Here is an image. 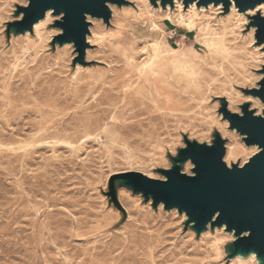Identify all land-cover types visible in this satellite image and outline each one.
<instances>
[{
    "label": "rangeland",
    "instance_id": "obj_1",
    "mask_svg": "<svg viewBox=\"0 0 264 264\" xmlns=\"http://www.w3.org/2000/svg\"><path fill=\"white\" fill-rule=\"evenodd\" d=\"M128 1L111 3L110 24L90 23L84 65L75 63L73 43L56 41L63 14L53 13L42 39L34 26L19 35L11 24L29 0H0V264H231L236 256H228L233 241L218 249L216 232L203 235L207 226L196 233L185 212L135 193L121 176L166 179L162 170L173 167L184 135L212 144L224 131L225 146L234 142L220 98L242 111L263 55L232 25L234 16L223 28L207 10L189 29L179 25L174 5L167 20L164 6ZM154 22L162 27L158 41L148 32ZM216 32L229 50L206 45ZM251 151L228 164L226 146L224 161L243 165ZM194 167L189 160L181 171L194 175Z\"/></svg>",
    "mask_w": 264,
    "mask_h": 264
},
{
    "label": "water",
    "instance_id": "obj_2",
    "mask_svg": "<svg viewBox=\"0 0 264 264\" xmlns=\"http://www.w3.org/2000/svg\"><path fill=\"white\" fill-rule=\"evenodd\" d=\"M154 5H174V0H150ZM186 6L196 2L198 6L223 3L229 12L233 1L240 11L255 8L257 0H183ZM110 3L119 6L129 4L128 0H29L28 6L20 7L24 16L11 24L15 33L31 31L34 24L53 9L56 15L63 14L56 22L63 32L56 41L60 45L73 43L79 52L76 62L86 64L85 53L90 43L92 17L104 18L110 24L112 10ZM254 7H248V5ZM264 16L257 14L251 18V26H257L258 44H264ZM264 71V66H263ZM260 88L244 89L264 101V77ZM221 99L220 112L230 122V128L245 136L249 145H259L260 151L251 156L243 165L234 163L232 167L224 161L226 140L219 131L214 134L212 144L190 140L186 135V146L172 157L173 167L163 169L166 179L153 178L142 172L130 171L121 177L126 187L135 193L152 198L155 204L163 203L167 209L178 208L186 212L193 229L201 234L211 223L212 229L226 225L227 231L234 232L237 239L230 243L228 256L248 255L256 252L264 264V112L256 114L250 103L242 105V113L232 112L226 98ZM191 161L194 175L183 173L182 166ZM223 208V211L221 209Z\"/></svg>",
    "mask_w": 264,
    "mask_h": 264
},
{
    "label": "bare ground",
    "instance_id": "obj_3",
    "mask_svg": "<svg viewBox=\"0 0 264 264\" xmlns=\"http://www.w3.org/2000/svg\"><path fill=\"white\" fill-rule=\"evenodd\" d=\"M146 2L149 1L151 2L150 0H145ZM152 3V2H151ZM27 4V1L26 3ZM151 5V4H150ZM153 5V4H152ZM151 5V6H152ZM162 4L161 2L159 1L158 2V9L162 8L161 7ZM174 6L176 7L177 11H178V19L177 21L179 22V25H182V26H185L189 29H193V28H196L197 26V20L201 17L202 13L204 14L207 10H214L217 14V16L219 17V20L221 22V24L223 25L222 27L223 28H227V27H230L228 22L231 20V17L234 16L236 17V21L235 23H233L232 25H234L236 28L237 27H240L242 28L241 29V32L245 35V36H250L251 37V42L254 46V48L256 49L257 53H260L261 55H263V59L259 60L260 63L258 65H255L256 67H253V70H262L263 66H264V44H259L257 45L258 41H257V38H256V32H257V26L253 25L250 29L249 32H244V28L243 27H246L247 25H250L251 24V18L257 14H254V13H258L262 16H264V5L262 4H258L255 8H251V9H248L247 11H240L239 8L236 6L235 2L233 1L232 5H231V11L230 13L228 14H225L226 12L224 11V5L223 3H220L218 5L214 4V3H211L209 6H198L196 2L194 3H191L189 6H188V9H187V12H185V4H184V1L183 0H174ZM153 7V6H152ZM172 5L171 4H168L166 6V11L168 13H166V18L167 20H173V16H172ZM110 8L111 10L113 11V14L114 15V7H113V4L110 3ZM155 8V7H154ZM153 8V9H154ZM146 9V8H145ZM174 9V8H173ZM141 11V10H140ZM148 11V10H147ZM208 11V13H209ZM136 12V11H135ZM54 11L53 9H50L46 12V17L44 19H41L40 21L36 22L35 25H34V31L36 33L37 36H39V38H43V35H42V27L47 25L49 22L53 21L56 19V17H54L53 15ZM23 14V13H22ZM61 16V15H60ZM116 16V15H115ZM206 16V19H207V15ZM90 17L92 18V20H90ZM93 19L96 20V19H103V18H100V17H92L91 15H88V20L90 22H93ZM161 20V19H160ZM209 20V19H208ZM151 21V20H150ZM216 22V21H215ZM218 22V21H217ZM204 23V22H203ZM100 25V24H99ZM113 25V24H112ZM216 26V25H215ZM133 27V26H132ZM162 29V27L160 26V24L154 22L153 23V26L149 27V34L151 35H155L157 37V41H158V37L160 35L159 31ZM93 30V29H92ZM208 30V29H207ZM49 32V31H48ZM61 32V29L57 31V34ZM164 32V31H163ZM175 32V31H174ZM170 33V32H169ZM20 35V34H19ZM54 35V34H53ZM96 35V34H95ZM208 35V34H207ZM204 36V35H202ZM243 37V36H242ZM90 38V37H89ZM207 38V37H206ZM236 39V38H235ZM204 40V39H203ZM208 40V39H207ZM241 40V39H240ZM250 42V43H251ZM143 43V42H142ZM198 43H200L198 41ZM249 43V44H250ZM157 45H159V42L156 43ZM187 44V43H186ZM244 44V43H243ZM248 44V45H249ZM251 44V45H252ZM69 45V44H66V46ZM208 47H212L214 49H224V50H229V46L228 44L226 43V39L223 38V37H220L217 35V32L215 33V36L212 37L211 40H208L207 41V44H206ZM62 46V45H61ZM250 46V45H249ZM181 47V46H180ZM186 47V46H185ZM176 49V48H175ZM245 49V48H244ZM139 50V49H138ZM41 51V50H40ZM44 51V50H42ZM63 51V50H62ZM238 52V51H237ZM211 53V52H209ZM229 53V52H228ZM35 54V53H34ZM66 54V53H65ZM235 54V53H234ZM237 54V53H236ZM254 54V53H253ZM31 55V54H30ZM90 55V54H89ZM205 55V53H204ZM150 56V55H148ZM190 56V55H189ZM239 56V54H238ZM14 57V56H13ZM129 57V56H128ZM154 57V56H153ZM194 57V56H193ZM222 57V56H221ZM220 57V58H221ZM244 57V56H243ZM247 57V56H246ZM16 58V56H15ZM21 58V57H20ZM33 58V57H32ZM133 58V57H132ZM198 58V57H197ZM251 58L253 60H256L257 58L255 56H251ZM260 59V58H259ZM73 60V59H72ZM131 60V59H130ZM129 60V61H130ZM247 60V59H246ZM213 61V60H212ZM222 61V59L220 60ZM17 62V61H16ZM59 62V61H58ZM63 62V61H62ZM131 62V61H130ZM227 62V61H226ZM245 62V61H244ZM250 62V61H249ZM247 63V62H246ZM252 63V62H251ZM254 63V62H253ZM77 64V63H76ZM225 64V63H224ZM140 65V64H139ZM222 65V63H221ZM251 65V64H250ZM14 66V65H13ZM191 66V65H190ZM252 66V65H251ZM16 67V66H15ZM14 67V68H15ZM106 67V66H105ZM136 67V66H135ZM145 67V66H144ZM184 66H182V63L181 61H176L174 63V68L177 69V70H180L181 68L183 69ZM226 67V66H225ZM13 69V68H12ZM11 69V70H12ZM74 69V68H73ZM100 69V68H99ZM144 69V68H143ZM101 70V69H100ZM103 70V69H102ZM101 70V71H102ZM137 70V69H136ZM141 70V69H140ZM155 70V69H154ZM249 70V69H248ZM84 71V70H83ZM108 71V69H107ZM190 71V70H188ZM194 72V71H192ZM89 73V72H87ZM243 73V72H242ZM10 74V73H9ZM102 74V73H101ZM248 74V73H247ZM12 75V74H11ZM89 75V74H87ZM100 75V74H99ZM9 76V75H8ZM128 76V75H127ZM126 76V77H127ZM147 76V75H145ZM144 76V78H145ZM185 76V75H184ZM204 76V75H203ZM250 76V75H249ZM10 77V76H9ZM14 77V76H13ZM120 77V76H118ZM123 77V76H122ZM205 77V76H204ZM264 77V72H260V75L258 77L257 80V84L255 85V88H260V85H259V82L260 80ZM8 78V77H7ZM206 78V77H205ZM245 78V77H244ZM13 79V78H11ZM117 79V78H116ZM252 79V77H251ZM6 80V79H5ZM101 80V79H100ZM150 78L149 77H146L145 81H149ZM177 80V79H176ZM9 81V80H8ZM166 81V80H165ZM149 83V82H148ZM3 84V83H1ZM184 84V83H183ZM7 85V83H6ZM185 85V84H184ZM2 86V85H1ZM164 86V85H163ZM195 86V85H194ZM144 88V87H143ZM9 89V88H7ZM151 89V88H150ZM184 89V88H183ZM205 90V89H204ZM9 91V90H8ZM139 91V90H138ZM154 91V90H153ZM206 91V90H205ZM1 92V91H0ZM22 92V91H21ZM141 92V90H140ZM187 92V91H186ZM192 92V91H191ZM195 92V91H194ZM5 93V92H4ZM7 93V92H6ZM5 93V95H6ZM9 93V92H8ZM1 95V94H0ZM20 96V95H19ZM22 96V95H21ZM199 96V95H198ZM27 97V96H26ZM197 96H195L196 98ZM3 98V97H2ZM19 98V97H18ZM23 98V97H22ZM162 98V97H161ZM163 99V98H162ZM166 99V98H165ZM190 99V98H189ZM188 99V100H189ZM198 99V98H197ZM5 100V99H3ZM168 100V99H167ZM2 101V99H1ZM8 101V100H7ZM10 102V101H9ZM168 102V101H167ZM186 102V101H185ZM203 102V101H202ZM242 102H250V107L251 109H255L256 110V114L258 115H261L263 114L264 112V101H262L259 97L257 96H251V95H247L243 98V101ZM5 103V102H4ZM187 104V103H186ZM229 106V109L232 111V112H238L240 114H243L241 109H235L233 108L230 104L228 105ZM164 109H162L163 111ZM167 112V111H166ZM222 120V119H221ZM223 121V120H222ZM212 122V121H211ZM42 123V122H41ZM210 123V122H209ZM217 123H219L217 121ZM43 124V123H42ZM221 125V124H220ZM230 126V122L229 120H225V127H229ZM45 126V125H44ZM219 126V125H218ZM39 127V126H38ZM42 127V126H41ZM222 127V126H221ZM107 128V127H106ZM39 129V128H38ZM105 129V128H104ZM221 129V128H219ZM224 129V128H223ZM232 131H235L237 132V135H238V138L234 140V142H231V143H227L226 146H227V157H226V160L228 162V164H230V162L228 161V157L230 156H234V157H238V156H242V154H244L245 152H247L248 150H252L250 154L251 156H253L254 154H256L257 152L260 151V146L255 144V145H249L247 144V142L245 141V136L242 135L241 133H239L236 129H232ZM221 132V131H219ZM35 134V133H34ZM44 134V133H43ZM47 134V133H46ZM42 135V134H40ZM95 135V134H94ZM100 135V134H99ZM222 135L224 136V131L222 132ZM191 136V134H190ZM230 136V135H229ZM228 136V137H229ZM112 137V136H111ZM232 137V136H231ZM67 139V138H66ZM202 139V138H201ZM199 139V140H201ZM234 139V138H233ZM34 140V139H33ZM101 140V139H100ZM35 141V140H34ZM64 141V140H63ZM66 141V140H65ZM227 141V140H226ZM1 142V141H0ZM48 143V142H47ZM58 143V142H56ZM72 147H76L74 145V143L72 142H68ZM42 144H45V143H42ZM63 145V143H60ZM66 145V144H65ZM81 145V144H79ZM102 145V144H101ZM68 146V145H67ZM70 146V147H71ZM81 149V148H79ZM75 151V150H74ZM73 151V152H74ZM78 151V150H77ZM75 153V152H74ZM77 153V152H76ZM165 154V153H164ZM249 154V153H248ZM243 157V156H242ZM245 157V156H244ZM247 157V156H246ZM251 158V157H250ZM249 159H247L245 161V163L248 161ZM243 163V164H245ZM116 173V172H115ZM153 175V174H152ZM163 205V204H162ZM188 215L186 214V212L183 214V218L184 220L187 219ZM211 224V223H210ZM210 224L208 225V229L203 233V235H206V234H213L214 232H216V234L214 235V241L217 245V248L218 249H221L223 247H225V244L227 243V241H234L236 237V235L234 234V232H230V231H227V228H226V225L224 224L223 226L221 227H217L215 230H213L210 226ZM218 231H223L224 233H226V235L222 236V235H218ZM218 256V255H217ZM219 256L223 257L224 259L227 258V252L224 251L223 253H221ZM209 263V262H208ZM213 264V263H211ZM231 264H262V261L261 259L258 257L257 253L256 252H252L248 255H243V254H237L235 257L231 258Z\"/></svg>",
    "mask_w": 264,
    "mask_h": 264
},
{
    "label": "snow or ice",
    "instance_id": "obj_4",
    "mask_svg": "<svg viewBox=\"0 0 264 264\" xmlns=\"http://www.w3.org/2000/svg\"><path fill=\"white\" fill-rule=\"evenodd\" d=\"M258 3H261L262 5H264V0H257ZM248 7H254V5H248ZM254 14H258V13H254ZM262 23H264V21H262ZM221 211H223V208L221 209Z\"/></svg>",
    "mask_w": 264,
    "mask_h": 264
}]
</instances>
